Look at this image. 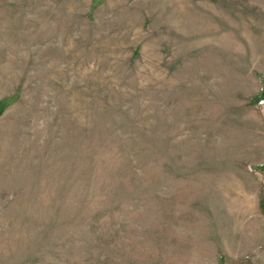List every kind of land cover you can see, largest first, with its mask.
<instances>
[{
    "label": "rangeland",
    "instance_id": "374dc122",
    "mask_svg": "<svg viewBox=\"0 0 264 264\" xmlns=\"http://www.w3.org/2000/svg\"><path fill=\"white\" fill-rule=\"evenodd\" d=\"M0 264H264V0H0Z\"/></svg>",
    "mask_w": 264,
    "mask_h": 264
}]
</instances>
